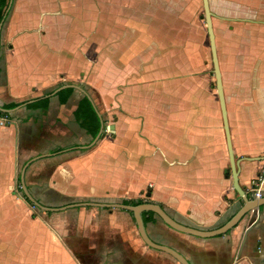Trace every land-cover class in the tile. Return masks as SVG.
<instances>
[{"label":"crops","instance_id":"crops-1","mask_svg":"<svg viewBox=\"0 0 264 264\" xmlns=\"http://www.w3.org/2000/svg\"><path fill=\"white\" fill-rule=\"evenodd\" d=\"M209 3L239 183L253 197L264 161V0ZM176 4L8 0L0 106L22 103L0 121V264H182L145 242L129 209L46 210L24 186L48 207L140 200L206 229L242 206L218 91L194 83L196 71L209 79V63L193 56ZM41 98L46 107L30 106ZM85 98L100 116L97 134L77 117ZM151 211L141 212L149 237L190 264H264V203L209 237Z\"/></svg>","mask_w":264,"mask_h":264},{"label":"water","instance_id":"water-1","mask_svg":"<svg viewBox=\"0 0 264 264\" xmlns=\"http://www.w3.org/2000/svg\"><path fill=\"white\" fill-rule=\"evenodd\" d=\"M202 2H203V8L205 12V19L207 23V31H208V37H209V43H210V50L212 54L213 69H214V74L216 78L218 98L220 102L222 118L224 121V128L226 132L227 144H228V149H229V154H230V162H231V167H232L234 187L236 188L237 192L239 193V195L244 201L242 206L233 214V216H231L226 222H224L220 226L211 228V229H206V228L186 225V224H183L177 221L162 206L154 202H144V203L133 205V204H127V203H120V202L108 203V202L86 201V202H76V203L66 204L61 207H48V206H45L37 202L32 197V195L28 192L26 186H24V190L28 198L31 201H33L34 205L41 207L43 209H46V210H58L60 208H66L69 206H79V205L116 206V207H123V208L129 209L133 211L137 224L139 226V230L142 235V238L145 240L147 244L169 252L177 260H179L182 264H190V262L181 253H179L175 249L169 246L160 244V243H156L149 237V235L146 232L145 224H144V221L141 215V212L143 210H152L156 212L163 219L165 223H167L169 226L177 230L187 232L190 234H194V235L209 237V236H217V235L227 233L233 227H235L244 216H246L249 212H252L253 210L258 209L259 205L264 203V197H260V198L250 197L248 193L245 191V189L239 183V178H238L239 163L235 159L234 150L232 146V140L230 137L228 112H227L226 100H225V94H224L222 72H221V68L219 64L218 52H217V47H216L215 33H214V27H213V21H212V11L210 8L209 0H202ZM2 25H3V21L0 24V29L2 28ZM66 86L68 85L63 86L62 88Z\"/></svg>","mask_w":264,"mask_h":264},{"label":"rangeland","instance_id":"rangeland-1","mask_svg":"<svg viewBox=\"0 0 264 264\" xmlns=\"http://www.w3.org/2000/svg\"><path fill=\"white\" fill-rule=\"evenodd\" d=\"M176 6L179 11L182 9V7H185L187 18H185L186 21L184 25L182 24V28L187 30L186 34L188 36V43H190V41L193 39L191 45L193 56H202V59L209 63V79L200 77L201 72L196 71V74L194 73V75L197 77L194 79V83L200 87L208 85L209 87L214 88L217 92L216 78L213 71L211 50L207 34V23L205 19L204 8L201 5V0H177ZM188 16H191V19H189ZM195 66L196 63L193 67L197 68ZM34 209L36 212L38 211L36 207H34Z\"/></svg>","mask_w":264,"mask_h":264},{"label":"trees","instance_id":"trees-1","mask_svg":"<svg viewBox=\"0 0 264 264\" xmlns=\"http://www.w3.org/2000/svg\"><path fill=\"white\" fill-rule=\"evenodd\" d=\"M7 4H8V0H0V23L6 16L5 11ZM73 89H74L73 86H67L61 89L59 92L60 94H64L65 98H68L72 94ZM46 100H47L46 98L35 100L32 104H30V106L46 107L45 105ZM21 103L22 102H9L3 104L0 107V116H5V115L9 116L10 112L14 108L19 106ZM84 104L82 103L79 106L78 110L76 111L77 117L80 119L82 125H85V127L90 128L92 131H94L97 134L100 128V120H99L100 116L98 112L95 110V108L90 104L87 98H85ZM138 202L141 203L140 200ZM127 203H129V201ZM151 213L154 214V212L152 211Z\"/></svg>","mask_w":264,"mask_h":264},{"label":"built area","instance_id":"built-area-1","mask_svg":"<svg viewBox=\"0 0 264 264\" xmlns=\"http://www.w3.org/2000/svg\"><path fill=\"white\" fill-rule=\"evenodd\" d=\"M0 121L2 122H9V116H1ZM263 189H264V161L260 167V170L257 174V176L252 180V186H251V192L252 196L255 198H260L263 195Z\"/></svg>","mask_w":264,"mask_h":264}]
</instances>
